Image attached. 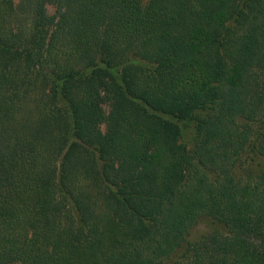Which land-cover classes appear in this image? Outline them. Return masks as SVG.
Instances as JSON below:
<instances>
[{
  "label": "trees",
  "instance_id": "1",
  "mask_svg": "<svg viewBox=\"0 0 264 264\" xmlns=\"http://www.w3.org/2000/svg\"><path fill=\"white\" fill-rule=\"evenodd\" d=\"M0 264H264V0H0Z\"/></svg>",
  "mask_w": 264,
  "mask_h": 264
},
{
  "label": "rangeland",
  "instance_id": "2",
  "mask_svg": "<svg viewBox=\"0 0 264 264\" xmlns=\"http://www.w3.org/2000/svg\"><path fill=\"white\" fill-rule=\"evenodd\" d=\"M46 11L48 14H52L53 13V8L52 6L50 5H47L46 6ZM141 65L143 66H147L146 63H140ZM102 109L104 111V113L107 112V105L105 102L102 103ZM192 123L187 126V129H186V135H185V142H190V136L192 135L190 133V130L192 128ZM103 129V126L100 125V130ZM212 227V225L209 223V222H199L198 224H196L195 226H193L190 230H189V233H188V240L189 241H192L194 240L195 238H197L199 235L207 232L210 228Z\"/></svg>",
  "mask_w": 264,
  "mask_h": 264
}]
</instances>
